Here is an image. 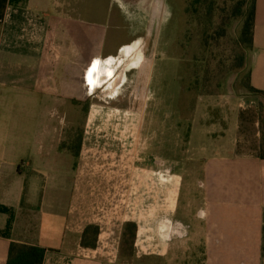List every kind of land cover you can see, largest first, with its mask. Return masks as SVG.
Wrapping results in <instances>:
<instances>
[{
	"label": "crops",
	"instance_id": "crops-1",
	"mask_svg": "<svg viewBox=\"0 0 264 264\" xmlns=\"http://www.w3.org/2000/svg\"><path fill=\"white\" fill-rule=\"evenodd\" d=\"M118 3L0 0V264L12 243L45 249L44 264H129L111 237L126 209L116 197L130 195L116 193L115 165L77 162L66 146L67 118L81 116V104L99 100L108 83L124 85L127 75L110 66L132 36ZM249 73L264 92V0H256ZM262 103L249 92L222 96L223 129L190 119L194 159L209 161L204 264H264ZM90 226L100 230L95 248L83 246Z\"/></svg>",
	"mask_w": 264,
	"mask_h": 264
},
{
	"label": "rangeland",
	"instance_id": "rangeland-1",
	"mask_svg": "<svg viewBox=\"0 0 264 264\" xmlns=\"http://www.w3.org/2000/svg\"><path fill=\"white\" fill-rule=\"evenodd\" d=\"M118 1L132 49L129 57L116 55L119 68L110 66L127 74L124 85L108 83L87 112L67 118L66 146L77 162L115 165L116 193L130 194L116 197L126 208L111 233L119 262L204 264L209 161L194 159L190 119L197 115L200 129H223L221 97L247 92L250 55L238 44L241 23L223 24L237 0Z\"/></svg>",
	"mask_w": 264,
	"mask_h": 264
},
{
	"label": "trees",
	"instance_id": "trees-1",
	"mask_svg": "<svg viewBox=\"0 0 264 264\" xmlns=\"http://www.w3.org/2000/svg\"><path fill=\"white\" fill-rule=\"evenodd\" d=\"M199 2V0H198ZM228 17L223 24L228 25L230 22H240L241 31L238 44L241 48L242 55L251 54L253 50V38L256 17V0H237L230 8ZM227 21V23H226ZM250 65V61H249ZM244 68V65L243 67ZM243 88L254 95L264 97V92L256 90L250 85V73L248 72L247 80ZM261 151L264 159V103L261 104ZM99 234V228L96 226L88 227L84 232L83 246L86 248H95V240ZM46 250L37 246H29L20 243H12L9 250L7 264H44Z\"/></svg>",
	"mask_w": 264,
	"mask_h": 264
},
{
	"label": "flooded vegetation",
	"instance_id": "flooded-vegetation-1",
	"mask_svg": "<svg viewBox=\"0 0 264 264\" xmlns=\"http://www.w3.org/2000/svg\"><path fill=\"white\" fill-rule=\"evenodd\" d=\"M130 47H131V49H132V46H130ZM126 50H127V49H124V50L122 51V53H125ZM128 51H129V49H128ZM128 51H127V53H128ZM127 53H126L125 57H129V56H130V54H127ZM122 60H123V58H121V59H119V60H116V61H115V64H116L115 67L119 68V66L122 65V62H121ZM120 62H121V63H120ZM133 69H135V67H132L131 70H133ZM113 74H114L116 77H120V76H122V75H119V74H118V70L115 71V69L113 70ZM126 75H127V74H126ZM118 96H119V95H117V97H118ZM113 97H114V96H113ZM114 98H115V97H114ZM88 106H89L88 102H85L84 104H81L82 114L88 111Z\"/></svg>",
	"mask_w": 264,
	"mask_h": 264
}]
</instances>
